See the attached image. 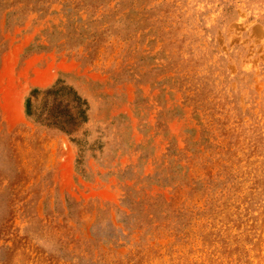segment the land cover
I'll list each match as a JSON object with an SVG mask.
<instances>
[{"label":"rangeland","instance_id":"rangeland-1","mask_svg":"<svg viewBox=\"0 0 264 264\" xmlns=\"http://www.w3.org/2000/svg\"><path fill=\"white\" fill-rule=\"evenodd\" d=\"M0 264H264V0H0Z\"/></svg>","mask_w":264,"mask_h":264},{"label":"crops","instance_id":"crops-1","mask_svg":"<svg viewBox=\"0 0 264 264\" xmlns=\"http://www.w3.org/2000/svg\"><path fill=\"white\" fill-rule=\"evenodd\" d=\"M33 77L37 78L38 76H33ZM45 80L49 81L50 76H47V78ZM3 117L5 119L7 127H9V128H13V127H15V126H17V125H19L25 121V117L20 112V110H18V112L14 116H6V114H3Z\"/></svg>","mask_w":264,"mask_h":264},{"label":"trees","instance_id":"trees-1","mask_svg":"<svg viewBox=\"0 0 264 264\" xmlns=\"http://www.w3.org/2000/svg\"><path fill=\"white\" fill-rule=\"evenodd\" d=\"M54 125H55V124H54ZM56 126H57V125H56ZM59 128L65 130V127H63V126H61V125L59 126Z\"/></svg>","mask_w":264,"mask_h":264}]
</instances>
